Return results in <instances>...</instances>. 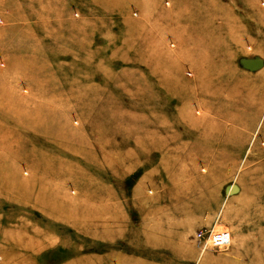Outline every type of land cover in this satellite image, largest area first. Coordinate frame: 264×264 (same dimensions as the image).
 I'll return each instance as SVG.
<instances>
[{
  "label": "rangeland",
  "instance_id": "374dc122",
  "mask_svg": "<svg viewBox=\"0 0 264 264\" xmlns=\"http://www.w3.org/2000/svg\"><path fill=\"white\" fill-rule=\"evenodd\" d=\"M263 16L0 0V264H264Z\"/></svg>",
  "mask_w": 264,
  "mask_h": 264
},
{
  "label": "built area",
  "instance_id": "2783aa9c",
  "mask_svg": "<svg viewBox=\"0 0 264 264\" xmlns=\"http://www.w3.org/2000/svg\"><path fill=\"white\" fill-rule=\"evenodd\" d=\"M195 239L205 248L212 247L215 249L226 248L230 245L231 235L227 231L210 232L205 235L202 232L196 234Z\"/></svg>",
  "mask_w": 264,
  "mask_h": 264
},
{
  "label": "bare ground",
  "instance_id": "6f19581e",
  "mask_svg": "<svg viewBox=\"0 0 264 264\" xmlns=\"http://www.w3.org/2000/svg\"><path fill=\"white\" fill-rule=\"evenodd\" d=\"M259 1V0H258ZM253 5V4H252ZM256 6V5H255ZM249 7V9L248 10H251V12H252V10L254 9L253 7H251V5H249L248 6ZM252 15H253V17L252 18H255L256 20H262V18H257L255 15L256 14H254V13H252ZM264 17V16H263ZM248 18H250V16H248ZM233 21V20H232ZM222 28V27H221ZM222 30V29H221ZM230 30V29H229ZM229 32H232V31H229ZM228 32V33H229ZM226 34V33H225ZM230 34V33H229ZM236 36V35H235ZM223 47H226L225 45L223 46ZM217 49H220V48H217ZM216 52H217V50H215V52L213 53V55L212 56H214L215 54H216ZM208 59V61L206 62V63H204L205 61H204V59H203V61H202V68L203 69H205V68H209V69H211L212 70V72H213V74H215V73H218V70L220 69V67L222 66V65H226V67L228 66V67H230V65L228 64L227 65V63L226 62H224L223 64H216V63H212L213 61L212 60H210L209 58H207ZM212 61V62H211ZM213 81V80H212ZM202 83V82H201ZM220 231H226V230H220ZM219 232V231H218Z\"/></svg>",
  "mask_w": 264,
  "mask_h": 264
}]
</instances>
